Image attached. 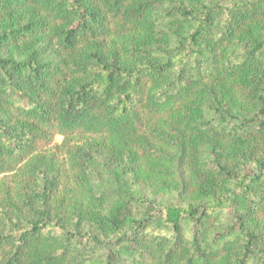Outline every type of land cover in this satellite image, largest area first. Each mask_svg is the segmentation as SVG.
I'll return each mask as SVG.
<instances>
[{
	"label": "trees",
	"instance_id": "obj_1",
	"mask_svg": "<svg viewBox=\"0 0 264 264\" xmlns=\"http://www.w3.org/2000/svg\"><path fill=\"white\" fill-rule=\"evenodd\" d=\"M0 175V264H264V0H0Z\"/></svg>",
	"mask_w": 264,
	"mask_h": 264
},
{
	"label": "rangeland",
	"instance_id": "obj_2",
	"mask_svg": "<svg viewBox=\"0 0 264 264\" xmlns=\"http://www.w3.org/2000/svg\"><path fill=\"white\" fill-rule=\"evenodd\" d=\"M235 84L228 83L227 88L231 89ZM237 89V88H236ZM63 137L60 135H55L53 141L54 143L60 144ZM154 163L147 160H141L139 165V173L135 179V186L137 189L142 191L148 197H155L158 201L159 199L164 200L167 187L169 185V178L166 176H158L156 171L153 170ZM157 165V163H156ZM3 175H0V181L3 179Z\"/></svg>",
	"mask_w": 264,
	"mask_h": 264
}]
</instances>
